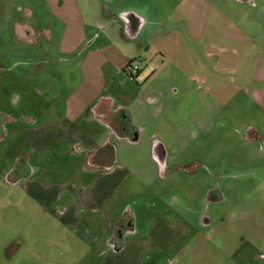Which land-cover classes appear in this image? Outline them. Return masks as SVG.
I'll return each instance as SVG.
<instances>
[{"label": "rangeland", "instance_id": "rangeland-1", "mask_svg": "<svg viewBox=\"0 0 264 264\" xmlns=\"http://www.w3.org/2000/svg\"><path fill=\"white\" fill-rule=\"evenodd\" d=\"M105 8L137 9L159 21L146 32L143 51L118 39L101 17ZM261 50L264 0H0V176L25 131L13 122L63 103L83 74L87 88H109L133 119L137 135L115 142L130 170L135 224L147 225L149 213L185 221L190 241L172 252L186 256L182 264H264ZM44 55L47 67L36 74ZM125 61L140 67L136 80L121 69ZM41 76L61 84L60 93L44 87ZM157 143L167 153L165 168L154 154ZM7 217L0 212V264H55L31 235L26 247H13L19 256L11 262Z\"/></svg>", "mask_w": 264, "mask_h": 264}, {"label": "crops", "instance_id": "crops-1", "mask_svg": "<svg viewBox=\"0 0 264 264\" xmlns=\"http://www.w3.org/2000/svg\"><path fill=\"white\" fill-rule=\"evenodd\" d=\"M119 64L123 70L129 62ZM46 78L40 83L60 93L61 84ZM87 83L82 74L68 85L63 103L26 114L34 118L27 123L13 122L25 131L10 146V168L0 176V212L13 221L3 222L5 247H26L31 235L43 240L55 264H182L186 256L172 252L190 241L185 221L149 213L147 225L135 224L133 194L126 192L130 170L117 157L115 142L130 139L123 129L135 132L133 119L125 118L109 88L91 90Z\"/></svg>", "mask_w": 264, "mask_h": 264}, {"label": "flooded vegetation", "instance_id": "flooded-vegetation-1", "mask_svg": "<svg viewBox=\"0 0 264 264\" xmlns=\"http://www.w3.org/2000/svg\"><path fill=\"white\" fill-rule=\"evenodd\" d=\"M241 1H248L252 2V0H241ZM122 12H117L115 10H109L108 8L101 11V17H104V19L110 20V23L112 25H115L117 28V35L125 42V43H132L134 46H137L139 51H143V48H146L148 45V38L146 36V32L156 26L159 21H155L156 19H153L152 17L148 16L146 13H143L141 11H138L137 9H131V10H121ZM108 28V26L100 25L99 29L103 32ZM143 33V34H142ZM23 37L29 36V38L33 39L36 38L35 35H31L29 31H24L21 33ZM39 39V38H38ZM46 55L43 56V59H40V62H38L34 67V72H40V70H43L45 67H47L45 63ZM53 58L50 59V64L52 65ZM128 65H131L130 63ZM127 65V66H128ZM129 67V66H128ZM127 68V67H126ZM125 68V69H126ZM130 68V67H129ZM7 71V70H6ZM126 73V72H125ZM140 73V67L139 72L136 76H134L132 79L136 80ZM129 77L131 76L129 73V69H127L126 73ZM131 78V77H130ZM19 122H22L19 120ZM3 129L2 120H0V129ZM123 129V128H122ZM124 134L126 137L131 136L133 139V136L135 137L137 132L133 131L131 132L129 128L126 126L124 127ZM120 132V131H119ZM134 133V134H133ZM154 154L156 157L157 162H159L162 165V168L166 167L167 162V153L165 151V147H162L158 145L156 149L154 150ZM133 218H128L126 221V228L131 230V228H128V225L130 223H133ZM124 232V230H123Z\"/></svg>", "mask_w": 264, "mask_h": 264}, {"label": "trees", "instance_id": "trees-1", "mask_svg": "<svg viewBox=\"0 0 264 264\" xmlns=\"http://www.w3.org/2000/svg\"><path fill=\"white\" fill-rule=\"evenodd\" d=\"M131 65H128L129 67H131L132 66V63H130ZM127 66V68L126 69H124V72H126L127 73V69H129V67ZM2 66H0V74H3L4 73V68H3V70H2ZM131 78H133L132 76H130ZM15 245H17V244H13V245H10V246H8L7 248H6V254H7V256L9 257V259H12L15 255L14 254H16V253H14L13 254V252H12V249H13V247L15 246ZM17 246H19V245H17Z\"/></svg>", "mask_w": 264, "mask_h": 264}, {"label": "built area", "instance_id": "built-area-1", "mask_svg": "<svg viewBox=\"0 0 264 264\" xmlns=\"http://www.w3.org/2000/svg\"><path fill=\"white\" fill-rule=\"evenodd\" d=\"M139 72V66L137 64H132L129 68V73L132 77L136 76Z\"/></svg>", "mask_w": 264, "mask_h": 264}]
</instances>
